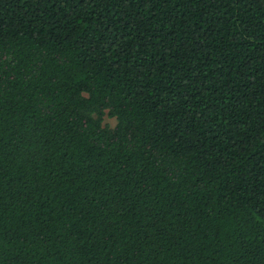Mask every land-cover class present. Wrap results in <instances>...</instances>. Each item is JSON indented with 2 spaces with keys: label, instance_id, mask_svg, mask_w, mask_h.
I'll return each instance as SVG.
<instances>
[{
  "label": "trees",
  "instance_id": "16d2710c",
  "mask_svg": "<svg viewBox=\"0 0 264 264\" xmlns=\"http://www.w3.org/2000/svg\"><path fill=\"white\" fill-rule=\"evenodd\" d=\"M0 264H264V0H0Z\"/></svg>",
  "mask_w": 264,
  "mask_h": 264
},
{
  "label": "rangeland",
  "instance_id": "374dc122",
  "mask_svg": "<svg viewBox=\"0 0 264 264\" xmlns=\"http://www.w3.org/2000/svg\"><path fill=\"white\" fill-rule=\"evenodd\" d=\"M105 121L108 122V123H110V124H112V125L115 122L114 119H110V118H105Z\"/></svg>",
  "mask_w": 264,
  "mask_h": 264
}]
</instances>
